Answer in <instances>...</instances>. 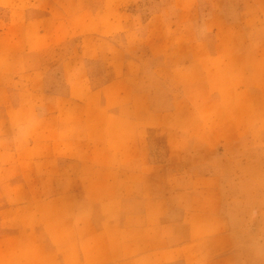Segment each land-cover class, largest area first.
<instances>
[{
    "label": "crops",
    "instance_id": "obj_1",
    "mask_svg": "<svg viewBox=\"0 0 264 264\" xmlns=\"http://www.w3.org/2000/svg\"><path fill=\"white\" fill-rule=\"evenodd\" d=\"M88 1L0 0L10 15L0 36V187L8 189L0 194V264H237L218 177L198 166L189 173L183 148L154 160L149 131L166 115L132 85L130 62L120 69L112 54V77L94 88L83 63L69 58L66 92L44 89L34 45L47 28L71 26L68 15L82 13L88 28L124 29L123 6L139 0ZM30 24L32 39L23 32ZM14 28L33 46L7 48ZM82 39L87 50L104 42L91 31ZM13 87L29 98L10 101Z\"/></svg>",
    "mask_w": 264,
    "mask_h": 264
},
{
    "label": "rangeland",
    "instance_id": "obj_2",
    "mask_svg": "<svg viewBox=\"0 0 264 264\" xmlns=\"http://www.w3.org/2000/svg\"><path fill=\"white\" fill-rule=\"evenodd\" d=\"M123 12L126 27L115 31L88 28L82 13L68 15L71 26L47 28L43 45H34L43 59L44 89L66 92L62 62L69 58L83 63L89 87L100 88L112 77L110 57L118 52L120 69L130 62L132 85L166 115V125L149 131L154 160L183 148L189 173L198 166L200 174L217 176L237 264H264V0H139ZM9 17L0 8V36ZM21 30L9 32L7 48L14 52L32 44L18 40ZM36 30L30 24L23 32L32 39ZM90 31L104 38L99 50L84 45ZM28 92L13 87L7 96L15 102ZM6 191L0 187L2 196Z\"/></svg>",
    "mask_w": 264,
    "mask_h": 264
}]
</instances>
